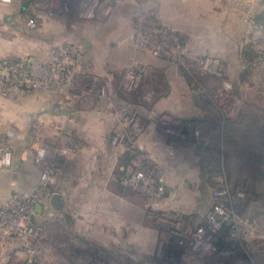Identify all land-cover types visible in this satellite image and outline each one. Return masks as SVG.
I'll return each mask as SVG.
<instances>
[{
    "label": "crops",
    "instance_id": "1",
    "mask_svg": "<svg viewBox=\"0 0 264 264\" xmlns=\"http://www.w3.org/2000/svg\"><path fill=\"white\" fill-rule=\"evenodd\" d=\"M135 5L117 6L123 17L115 21L97 17L80 19L69 11L56 14L36 29L29 30L32 32V46L28 54L34 60H49L53 47L73 44L79 50L77 72L95 76L97 81L92 91L69 82L31 88L8 86L7 95L3 93L4 85L0 82V138L8 140L12 147L11 166L0 169V203L14 191L31 192L40 180L41 171L50 168V184L58 193L60 205L54 203L51 196L48 197L44 205L36 209V220L45 216L52 220L48 221H51L50 226L54 225V220H62L86 229L89 225L93 227V223L97 224V218L102 222L110 217L119 223L118 217L121 216L131 221L135 211H142L140 216L143 218L148 200L127 187L119 177L127 156L126 147L123 144L113 147L109 143L121 116L132 114L130 111L134 107L139 108L140 115L135 116L138 128L133 134V141L147 155L145 164L148 173L163 180H168L167 174L174 173L190 182L192 187H197L199 185L194 181L198 179V171H203L208 160L211 159L209 165L220 164L216 171L224 170L223 161L230 147L229 135L224 141V122L227 118L208 100H198L196 92H192L189 103L193 111L188 115H178L173 120L165 110L172 94L168 96L162 91H154V87L158 90L160 81L168 83L166 78L151 85L142 82L135 94H130L129 100L122 97L123 65L126 58L135 56L129 27ZM158 7L174 26L184 30L193 41L209 37L213 42L237 43L240 56L247 41L253 37L257 48L261 47L259 51L263 49L264 53V30L259 23L264 0H159ZM168 10L174 11L172 18L170 14L168 16ZM185 12L193 18L188 27L183 20ZM203 12L207 16L204 24L198 20V15ZM9 22L14 32H18L20 21L12 19ZM97 31L103 32L106 42L115 41L99 53L97 46H92L100 38ZM92 36L94 40H91ZM12 54L16 56L22 52L15 48ZM12 54L9 56L12 57ZM120 55L122 58L119 59L124 61L120 62L121 65L117 59ZM155 67L165 74V63L157 62ZM174 72L178 74V71ZM102 86L105 88L104 95L99 90ZM148 91L153 93L149 102L145 100ZM136 101L148 104L137 106L134 104ZM260 113L259 109L254 110V116L260 117ZM193 121L209 124L200 143L192 141L189 123ZM39 146L45 147L44 160L36 159ZM200 155L205 158L203 163L199 161ZM107 206L111 208L109 214L102 209ZM118 232L123 234L119 229ZM21 246L18 241L0 245V264H11V258L17 256L14 251Z\"/></svg>",
    "mask_w": 264,
    "mask_h": 264
},
{
    "label": "rangeland",
    "instance_id": "2",
    "mask_svg": "<svg viewBox=\"0 0 264 264\" xmlns=\"http://www.w3.org/2000/svg\"><path fill=\"white\" fill-rule=\"evenodd\" d=\"M155 2H157L156 10L162 22L182 36L183 52L182 57L179 58L181 60L155 56L144 48L135 49L137 45L132 42L135 56L126 58L123 69H127L134 62L140 65L142 71L139 85L142 82H148L147 85H151L160 81L161 78L167 79L168 83L159 82L158 90L153 87L155 92L162 91L168 96L172 94L165 110L173 120L178 115L184 116L185 113L188 115L193 111L190 109L192 104L189 103L192 92H196L195 96L198 100H218L220 103L218 108H229L222 113L227 118L224 122V141L229 139L230 146L223 161L224 170L216 171V167L220 168V164L215 163L212 166L209 165L211 159L208 160L204 163L203 171H198V179L194 181L199 185L197 187H192L190 182L178 177L177 174H167L168 180H164L165 198L155 203H151L154 200L148 199L143 218H141L142 211L141 213L135 211L134 217L131 218L132 222L121 216L118 217L119 223H115L110 217L102 222L97 218V224L93 223V227L89 225L85 229L76 226L74 222L72 225L69 221L62 220H54V225L52 224L53 227H51L50 218L46 219L45 216L37 220L34 218L37 230L35 238H31L29 244L26 243L27 245L21 247L18 252L14 251L17 256L11 258V264H182L181 261L178 263V258H173L170 263L165 261L166 242L169 241L170 236H177L175 230L170 231L167 227L177 228L178 234L182 237L195 227L204 225L208 207L211 201L216 200L223 203V206H228V215L224 218L223 228L226 227L225 233L232 249L225 250V256L221 255L217 251L218 248H222L218 242L221 244L223 242L216 239L213 242L215 250L206 251L205 249L202 253H196L191 257L187 254L189 264H264V176L254 179L258 171H264V156L261 162L249 159L252 154H258L259 150L264 153L263 49L261 57L254 61L247 56L245 59L242 55L238 56L237 43L213 42L209 37L193 41L184 30L174 26L168 20L163 10H159V0ZM124 4L126 5L127 2ZM137 10L135 7L132 15ZM167 12L172 18L174 11ZM121 13V10L116 8V11L108 17L101 19L115 21L123 17ZM205 18H207L206 12L198 15V20L203 24ZM192 19L188 13L183 14L187 27ZM46 20L48 19L43 20L41 24ZM129 27L131 31L130 24ZM3 28L5 29L0 31V56H9L15 48L16 51L29 53L32 46L30 43L32 32L20 22L18 32H14L17 38L10 43L9 39H12L13 34L6 29V25ZM203 29L205 30L204 27ZM253 29L252 26L249 31L252 33ZM103 35V32L97 31V36L100 38H97V44L94 41L95 44L91 43L92 46H97V53L106 49V46L111 47L109 43L115 42L110 40L106 42ZM205 35L206 33L203 36ZM220 38L222 40L221 36ZM92 39L94 40L93 36ZM258 48L261 49V47ZM138 52L142 55L139 58ZM11 56L14 57L13 54ZM205 56L219 58L218 60L224 65V71H221V74L228 83L227 91L224 87L219 88L218 84L221 85V82L217 77L203 74L197 69L196 61H200ZM119 58H122V55L117 57L119 64L121 61L124 62ZM97 59L99 61L98 57ZM157 62L165 63L167 66L165 74L156 69ZM205 63L214 64L212 61L208 62V59ZM175 70L178 74L174 72ZM170 83L171 85H168ZM152 94L150 91L146 92L147 102L151 100ZM210 104L216 106L212 101ZM255 109L260 110V117L254 116ZM228 135L231 137L229 138ZM226 136H228L227 139ZM126 153L129 157L128 164L133 156L129 151ZM199 161L203 163L205 158L200 155ZM220 177H223L226 182L228 193L225 199L216 198L211 193L218 186ZM226 202L227 205H225ZM102 209L105 214H109L111 208L107 206ZM49 220H51L50 223ZM118 229L123 234H120ZM95 230L96 233H94ZM18 242L23 241L18 240ZM174 249L178 255H182V260L185 257L184 250L179 246ZM221 250L223 251V248ZM1 252L0 250V256Z\"/></svg>",
    "mask_w": 264,
    "mask_h": 264
},
{
    "label": "built area",
    "instance_id": "3",
    "mask_svg": "<svg viewBox=\"0 0 264 264\" xmlns=\"http://www.w3.org/2000/svg\"><path fill=\"white\" fill-rule=\"evenodd\" d=\"M155 1L158 0H0V31L5 29L3 27L6 25V29H9L13 34L12 39H9L10 43H13L17 35L14 34V30L9 24V20L12 19H18L25 28L31 30L36 29L43 20L56 14H66L70 11L80 19H94L96 17L99 19L108 17L117 6L125 2L134 3L138 10L132 15L129 24L132 28V42L137 45L135 49L144 48L155 56L178 60L182 57L183 52L182 36L162 22L157 13V2ZM207 59H210L214 64H206L205 60ZM218 59L205 56L200 61H196V65L201 73L217 77L221 82V85L218 84V86L222 88L228 83L222 77L224 65ZM78 60L79 50L73 44L52 48L51 59L42 62L34 60L27 52H22L21 55L14 57L1 56L0 82L4 85L3 93L7 95L8 86L13 85L31 88L38 85L51 86L69 82L92 91L97 78L79 74L77 72ZM141 71V66L134 62L124 70L120 86L127 91L137 87ZM99 90L100 94H105L103 86ZM211 101L216 106L211 105L219 109L220 112L229 109L218 108L220 105L218 100H208L209 103ZM204 123L198 121L189 123L194 143H200L204 140L206 133ZM137 128L134 115L123 114L118 127L109 138V143L113 147L125 145L126 150L133 156L130 163L123 168L125 171L123 181L127 187L141 193L147 200H154L151 203H155L165 198L166 188L162 177L148 173L149 170L145 164L147 155L145 151L138 149L133 141V134L137 132ZM44 158L45 147L39 146L36 150V159L44 160ZM11 164L12 147L10 142L0 138V169L7 168ZM49 169L45 168L41 171L40 180L31 192L14 191L4 202L0 203V244L4 245L21 240L25 242H22L21 247H23L29 244L31 238H35L37 231L34 224L36 206L44 205L48 197L58 194L50 184L52 170ZM211 193L216 198L225 199L228 192L223 177L218 178V186ZM223 205L218 200L212 202L208 207L204 225L195 227L194 230L186 232L182 237L178 234L177 228L167 227L168 230L177 232L176 245L184 250V260L188 264L190 260L186 258L187 254L191 257L196 253H202L205 249L206 251L215 250L213 239H219L224 243L228 242V236L222 230L224 218L228 215V206ZM205 245L207 246L204 249ZM18 250L16 249L15 252Z\"/></svg>",
    "mask_w": 264,
    "mask_h": 264
},
{
    "label": "trees",
    "instance_id": "4",
    "mask_svg": "<svg viewBox=\"0 0 264 264\" xmlns=\"http://www.w3.org/2000/svg\"><path fill=\"white\" fill-rule=\"evenodd\" d=\"M258 19V18H257ZM259 20H261V21H259V23H262V30H264V10L261 12V14L259 15ZM248 46V47H247ZM248 48H249V50H248ZM248 51V52H247ZM261 54H262V52H260L259 51V48H257V46H256V44L254 43V41H253V37H250V39L248 40V42L245 44V47H244V49H243V51H242V53H241V55H242V57H243V59H245L246 58V56H247V58L248 59H254V61L255 60H258L260 57H261ZM139 86V85H138ZM138 86L137 87H135L134 89H132V90H129V91H127V90H125L124 88H122L121 87V91L123 92V94H122V97L124 98V99H126V100H129V98H131L130 97V94H132V93H134L135 94V92H136V90L138 89ZM136 96V95H135ZM134 104H136L137 106H147V104L148 103H146L145 101H143V102H139V101H136V102H134ZM133 115H134V117L135 116H137V115H140L138 112H139V108L138 107H134L131 111H130ZM126 160H125V163H124V166H126L127 165V162H128V159H129V157H128V153H126ZM263 156H264V153H262L260 150L258 151V154L257 153H254V154H252L251 155V157L249 158L251 161L252 160H256V161H260L261 162V160L263 159ZM124 169L122 170V174H120L119 175V177L121 178V180H123L124 179ZM262 176H264V171L263 170H260V171H258V175L257 176H255L254 177V179L256 180V179H260ZM57 205H60V203H59V199L57 200ZM91 251H94V250H92L91 249ZM27 264V263H26Z\"/></svg>",
    "mask_w": 264,
    "mask_h": 264
},
{
    "label": "water",
    "instance_id": "5",
    "mask_svg": "<svg viewBox=\"0 0 264 264\" xmlns=\"http://www.w3.org/2000/svg\"><path fill=\"white\" fill-rule=\"evenodd\" d=\"M204 125L206 126V131H207L209 129V124L208 123H206V124L204 123ZM52 198H53L54 203H57V200H58L59 196L58 195H54ZM39 207H40V205L36 206V209L38 210ZM176 242H177V237L176 236H170L169 241L166 243V246H165V249L167 250V253L165 254V261L167 260L170 263V261L173 258H178L179 259L178 263H180V261H181L182 264H188L184 260V258L181 260L182 255H178L177 251H174L175 250L174 248L177 246ZM212 242H215V240L213 239ZM218 243L223 247V251H222V253H220L221 255L225 256V254H224L225 250H227L229 248L232 249L230 242H225V243L223 242V244H221V242H218Z\"/></svg>",
    "mask_w": 264,
    "mask_h": 264
},
{
    "label": "bare ground",
    "instance_id": "6",
    "mask_svg": "<svg viewBox=\"0 0 264 264\" xmlns=\"http://www.w3.org/2000/svg\"><path fill=\"white\" fill-rule=\"evenodd\" d=\"M211 60L210 59H208V62H210ZM225 89H226V91L228 90V88H229V86H228V84H226V86L224 87ZM220 90V89H219ZM219 93V92H218ZM220 94V93H219ZM222 95V94H221ZM206 246V245H205ZM204 249H205V247H204ZM205 251V250H204ZM198 255V254H197ZM200 255V254H199ZM187 258V257H186Z\"/></svg>",
    "mask_w": 264,
    "mask_h": 264
},
{
    "label": "flooded vegetation",
    "instance_id": "7",
    "mask_svg": "<svg viewBox=\"0 0 264 264\" xmlns=\"http://www.w3.org/2000/svg\"><path fill=\"white\" fill-rule=\"evenodd\" d=\"M222 230H223V233H225V231H226V227H225V228H223ZM225 234H226V233H225ZM218 249H219V250H217V251H218V253H221V252H222V250H221L222 248H218Z\"/></svg>",
    "mask_w": 264,
    "mask_h": 264
}]
</instances>
